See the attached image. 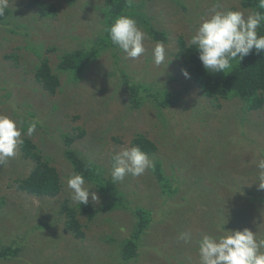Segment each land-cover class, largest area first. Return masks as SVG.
<instances>
[{"label":"rangeland","instance_id":"374dc122","mask_svg":"<svg viewBox=\"0 0 264 264\" xmlns=\"http://www.w3.org/2000/svg\"><path fill=\"white\" fill-rule=\"evenodd\" d=\"M31 0H9L7 24L0 25V114L19 122L22 139L36 145L60 175L62 188L54 198L37 197L17 189L34 166L18 153L0 165V250L17 248L12 259L0 264H124L118 260L120 242L133 231L137 207L146 209L153 222L143 236L138 255L127 264H199L198 242L203 235L221 236L225 230L248 228L264 238V189L259 188L257 162L264 158V108L243 109L241 101L212 100L182 74L174 54L178 37L186 43L195 34L217 0H131L151 24L168 34L166 60L156 65L149 37L145 53L136 58L113 45L87 66L79 81L57 69L61 55L94 45L105 34L106 0H76L68 5L55 0L56 17L40 18L28 7ZM223 11L240 10L241 0H218ZM184 7V9L182 8ZM44 59L58 74L54 95L35 79V67ZM170 93L171 105L162 107L141 97L130 107L122 79ZM31 123L35 132L27 135ZM82 136L71 148L84 161L101 166L111 179L112 157L131 148L144 135L156 144L149 159L161 163L173 193L162 192L154 174L126 176L114 182L121 193L120 208L98 213L92 221L79 216L85 237L74 239L63 228L59 209L73 203L66 181L74 172L64 158V136ZM92 187L100 207L107 199ZM63 218V216H62ZM190 233L188 243L178 239ZM264 251V249H262ZM120 258V256H119Z\"/></svg>","mask_w":264,"mask_h":264},{"label":"trees","instance_id":"16d2710c","mask_svg":"<svg viewBox=\"0 0 264 264\" xmlns=\"http://www.w3.org/2000/svg\"><path fill=\"white\" fill-rule=\"evenodd\" d=\"M60 1L68 5H73L76 2V0ZM54 3L55 0H31L27 5L36 11L40 18H54L58 14V8ZM241 6L252 10V12L256 10L264 11L258 9V0H241ZM182 8L184 9V7ZM103 12V23H105L106 28L110 27L116 18L130 16L142 25L145 32L154 42H167L168 34L151 24L149 17L139 11L138 6L131 0H106ZM10 14L11 11L7 9L4 16L0 17V25L7 24V18ZM257 32L258 35L264 36V23L257 29ZM112 46L110 36L105 31V34L92 46H82L73 51H64L56 67L59 72H67L71 80L77 82L81 79L87 66L98 54ZM174 57L179 62L180 68L188 72L190 80L204 96L215 101L238 99L241 101L243 109L245 108L248 111H257L264 108V51L257 53L253 49L240 63L239 61H233L232 67L226 70L225 73H213L204 69L198 58L195 46L188 45L183 37L179 36L178 51L174 54ZM122 76L124 77L122 82L126 85L124 87L128 92L131 108L137 109L140 107V96H143V94L147 95L148 98H152L154 100L153 103L160 99L159 106L160 104L162 107L171 105L169 92L160 93V98H158L157 93L150 92L151 87L130 82L125 74ZM35 79L50 95H54L60 87L59 76L52 70L48 59H44L35 67ZM82 134L81 132L76 137L68 134L64 136L66 146L63 152L64 158L70 163L74 173L82 174L85 181L93 185L99 194L106 195L107 199L99 208L93 207L90 202L86 205L69 206L67 204L68 201H64L60 205L59 215L63 221V228L66 232L73 235L74 239H83L85 237L84 225L80 222L79 216H86L87 220L92 221L102 211L110 212L113 209L120 208L119 203L122 201L120 191L111 179L104 176L102 167L91 161H84L71 148L74 141L80 138ZM23 141L21 145L23 156L30 158L34 162V166L27 177L18 180L17 189L37 197H56L62 188L61 178L57 169L50 165L47 158L44 159L31 140L23 138ZM132 146H139L142 151L147 153L148 157L154 155L157 151L156 144L141 134H138L133 139ZM151 170L162 192L165 195L172 194L173 189L170 186V181L161 170L160 161L155 160L154 167ZM133 216L135 217L133 231L119 244L118 254L120 258L118 256V260L124 264L137 257L140 242L153 222L151 214L141 207L133 210ZM17 252V248L8 247L1 249L0 259H12Z\"/></svg>","mask_w":264,"mask_h":264},{"label":"clouds","instance_id":"9594fccd","mask_svg":"<svg viewBox=\"0 0 264 264\" xmlns=\"http://www.w3.org/2000/svg\"><path fill=\"white\" fill-rule=\"evenodd\" d=\"M257 7L264 10V0H258ZM8 8L9 0H0V17L4 16ZM262 23L264 11L256 10L247 16L240 10L223 11L217 0L210 7L207 18L203 19L191 36L188 45L195 46L206 71L225 73L232 67L233 61L240 63L253 49L257 53L264 51V36L257 32ZM105 31L111 43L122 50L127 58L136 59L145 53L144 41L149 37L138 27L134 18L120 16ZM152 55L156 65L165 62L166 49L162 42H156ZM182 74L186 78L189 76L186 70H182ZM35 129L36 124L31 123L27 135H32ZM23 142L19 122L0 114V165L14 158ZM256 166L259 170V188L264 189V158ZM153 167L154 163L147 153L139 146H133L113 155L111 177L114 182H122L126 176H141ZM66 185L73 203L86 205L90 196L92 201H98L97 194L90 191L92 187L86 186L82 174L73 173L67 178ZM224 225L223 235L217 237L205 234L198 242L199 264H264V238H258L257 232L248 228L225 230ZM178 239L188 243L190 233L182 232Z\"/></svg>","mask_w":264,"mask_h":264}]
</instances>
